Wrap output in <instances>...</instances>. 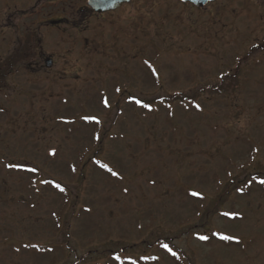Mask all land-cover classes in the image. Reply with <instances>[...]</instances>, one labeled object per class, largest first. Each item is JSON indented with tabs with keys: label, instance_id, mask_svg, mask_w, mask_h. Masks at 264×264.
I'll return each mask as SVG.
<instances>
[{
	"label": "rangeland",
	"instance_id": "374dc122",
	"mask_svg": "<svg viewBox=\"0 0 264 264\" xmlns=\"http://www.w3.org/2000/svg\"><path fill=\"white\" fill-rule=\"evenodd\" d=\"M49 1L0 0V264H264V2Z\"/></svg>",
	"mask_w": 264,
	"mask_h": 264
},
{
	"label": "flooded vegetation",
	"instance_id": "af4514ba",
	"mask_svg": "<svg viewBox=\"0 0 264 264\" xmlns=\"http://www.w3.org/2000/svg\"><path fill=\"white\" fill-rule=\"evenodd\" d=\"M141 1L142 0H127L124 3H122L120 5V7L115 10V11H110L107 13H103V14H99L96 13L93 8L89 5V0H78L77 2H73V5L76 6H70L69 4L72 3V0H67L65 2V4L67 6H69V8L71 9V11L69 12V14L67 16L62 15V17L58 18V19H47L41 23H39V30L42 29H46V30H55L58 31L59 33H67L69 32V30H80V28L77 26L76 21L78 19H80L81 21L87 22L89 20L98 18V17H104L106 15H113L119 11H130L129 9H132V11H130L129 13H136V12H140L139 7L141 6ZM172 0H144V3H147V5L149 7H162L164 6L166 3L171 2ZM179 1V0H177ZM56 2H60L59 0H50L49 3L53 4ZM223 2L225 4H233V3H263L264 0H216L214 1V3H211L209 5H207L205 8H201V9H206L208 6L211 5H215L217 3ZM79 3V5H77ZM162 5V6H160ZM189 5V4H186ZM146 6V5H145ZM192 6V5H190ZM192 8H195L192 6ZM197 9V8H195ZM200 10V9H198ZM64 13L66 12V10L63 11ZM44 15V14H42ZM70 17V18H69ZM87 27H84L83 29L85 30Z\"/></svg>",
	"mask_w": 264,
	"mask_h": 264
},
{
	"label": "water",
	"instance_id": "95a60500",
	"mask_svg": "<svg viewBox=\"0 0 264 264\" xmlns=\"http://www.w3.org/2000/svg\"><path fill=\"white\" fill-rule=\"evenodd\" d=\"M127 0H89V5L96 13L103 14L117 10L122 3ZM184 4L193 5L196 8H205L208 4L214 3L216 0H179ZM53 65L52 60H46V67L50 69Z\"/></svg>",
	"mask_w": 264,
	"mask_h": 264
},
{
	"label": "snow or ice",
	"instance_id": "6c2138e0",
	"mask_svg": "<svg viewBox=\"0 0 264 264\" xmlns=\"http://www.w3.org/2000/svg\"><path fill=\"white\" fill-rule=\"evenodd\" d=\"M105 104L107 105V101H105ZM85 119H90L89 117H85ZM55 153H53V155H54ZM101 167L102 168H105L108 172H110L113 176H117L118 175V173L117 172H115V171H113L111 168H109L108 167V165H101ZM261 184H264V181H261L260 182ZM56 187L57 188H59L60 189V191H64V189L63 188H61L60 187V185H56ZM192 195L193 196H197V195H199L198 193H195V192H193L192 193ZM227 215V214H226ZM222 239H232L233 237H229V236H223V237H221ZM200 239H207V237H200ZM164 247L165 248H167L168 246L167 245H164ZM169 251H170V249H169ZM173 255H175V253H173ZM117 259H119V257H117Z\"/></svg>",
	"mask_w": 264,
	"mask_h": 264
}]
</instances>
